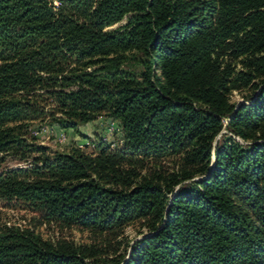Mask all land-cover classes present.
<instances>
[{
	"label": "trees",
	"instance_id": "16d2710c",
	"mask_svg": "<svg viewBox=\"0 0 264 264\" xmlns=\"http://www.w3.org/2000/svg\"><path fill=\"white\" fill-rule=\"evenodd\" d=\"M0 201L91 239L0 225V264H264V0H0Z\"/></svg>",
	"mask_w": 264,
	"mask_h": 264
},
{
	"label": "rangeland",
	"instance_id": "374dc122",
	"mask_svg": "<svg viewBox=\"0 0 264 264\" xmlns=\"http://www.w3.org/2000/svg\"><path fill=\"white\" fill-rule=\"evenodd\" d=\"M122 24H118L109 30H115ZM232 101L235 103L243 102L241 95L234 94ZM33 136L38 138V142L42 145L50 147L54 151H67L73 146H85L91 152L94 144L99 140H103L111 146H120L122 144V133L119 123L105 116L100 117L93 123L81 126L79 131L62 130L55 125H51L50 121L44 123H36L32 129ZM25 163L10 160L7 167L20 168ZM19 226L22 228L34 229L41 234L44 239L57 242L66 240L73 243H88L91 241L87 232L77 229L61 228L57 225L48 224L39 217L37 213L30 210L21 202H2L0 201V225ZM137 227H129L125 231L123 238L118 239V244H122L123 248L127 241L138 237Z\"/></svg>",
	"mask_w": 264,
	"mask_h": 264
}]
</instances>
